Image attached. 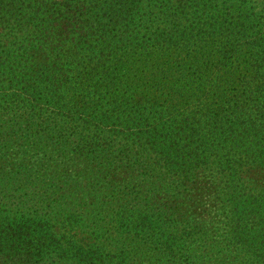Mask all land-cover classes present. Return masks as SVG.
<instances>
[{
	"label": "trees",
	"instance_id": "trees-1",
	"mask_svg": "<svg viewBox=\"0 0 264 264\" xmlns=\"http://www.w3.org/2000/svg\"><path fill=\"white\" fill-rule=\"evenodd\" d=\"M90 1L14 0L7 5L0 1L5 14L0 21L13 26L15 38H29V44L38 40V46H33L39 53L34 58L35 53L27 55L26 47L19 48L21 61L29 66L25 73L13 70L6 58L0 62V264H264V187L261 198H254L250 190L247 197L230 202L223 233L204 226L186 206L190 186L196 185L195 174L205 159L201 150L193 149L202 135L194 138L197 130L188 132L181 126L193 116L171 114L170 103H160L156 96L145 97L147 105H143L137 89L125 97L120 90L122 79L107 78L98 85V99L109 98L107 103L80 104L81 100L66 93L84 89L86 79L80 74L74 82L70 80L72 87L66 85L64 69L50 57L56 48L63 51L62 41L71 42L79 50L71 55L76 66L88 68V73L103 69L114 60L105 57L108 53L95 62L82 55L87 59L77 63L82 45L91 42L89 49L98 41L94 47L99 48L108 40L128 38L115 45L121 46L119 54L127 52L140 32L124 27L139 22L143 11L151 8L150 18L161 15L166 24L156 31L155 47L168 49L182 41L213 52L211 40L223 38L229 43L258 38L242 50L247 49L253 58L241 95L251 99L259 92L253 95L249 80L257 79L256 89L263 86L264 92V0ZM109 48L110 43L104 46ZM166 64L172 72L171 63ZM151 77L157 81L160 75ZM14 81L27 86L2 94V86L8 88ZM41 100L54 113L42 109ZM255 113L241 106L232 111L236 119L225 136L227 156L231 147H243L244 136L235 132L248 120L257 133H264V124L259 123L264 122V110L262 116ZM127 122L153 128L126 134L131 130ZM157 130L164 131L158 139L153 134ZM113 134L125 139L113 144ZM146 134V140L154 137L150 149L130 145L131 137L143 140ZM193 158L201 159L192 165ZM235 205L241 210L235 211Z\"/></svg>",
	"mask_w": 264,
	"mask_h": 264
},
{
	"label": "rangeland",
	"instance_id": "rangeland-1",
	"mask_svg": "<svg viewBox=\"0 0 264 264\" xmlns=\"http://www.w3.org/2000/svg\"><path fill=\"white\" fill-rule=\"evenodd\" d=\"M5 1L6 5L14 2V0ZM57 1L59 3L65 2V0H43V2H48L50 4H54ZM90 2H99V0H92ZM28 3L29 2H26V5ZM152 11L154 10L146 8L143 11L145 16H142L139 22L132 24L130 27H124L126 31L136 29L140 32L138 38L131 39L132 43L127 52L122 51V53L119 54L121 46L115 48V45H121L124 43L123 41H126L128 38L118 42H111L108 40L105 45L99 46V48L94 47L98 41H93L92 48L89 49L86 48L90 47L89 44L91 42L82 45L84 49L79 53L77 63L84 60L85 57L82 55L93 58L95 62L101 55H104L103 53H108L110 55L105 57H113L114 60L108 62L107 67L103 69L88 73V71H90L88 68L76 66V60L74 57H71V55L73 56L79 50L74 48L71 42L69 43L66 41L60 43L63 50L62 52H59V48H56V52L50 54L51 61L57 63L62 70L64 69V74L67 75L68 79L65 82L67 83L66 85L72 87V82L77 80L80 74L86 79L84 82V89L75 93L74 90L69 91V89L67 93L66 91H62L70 98L74 97L76 100H81L80 104L88 105V103L92 101L107 103L109 98L107 100L98 99L100 95V91H96L98 85L104 83V80L107 78L110 80L113 79L114 81L122 79L120 90L124 96L126 95L125 97L137 89L136 92L139 93V96L143 97V105H147L145 102L148 99L145 97L153 98V96H156V99L159 100L160 103L167 105L170 103L171 114L175 116L176 114H181L182 117L188 115L193 116V118L189 119L186 123L182 122V125L180 123H178V125L180 124L183 128L187 129L188 132H191V129L197 130L198 132H193L196 133L194 138L196 136L199 138L202 135L201 140H196L197 142L193 144V149L201 150L202 156H205V159L200 162L201 158H193L192 165L200 162L201 168L197 169V173L195 174L196 185L190 186L191 190L187 198L188 201L186 206L204 226L216 233H223L227 226V214L231 206L230 202L235 199L239 200L240 196H243L242 198L247 197L248 195L246 193L250 190H252L254 198H261V189L264 187V133H257V130L252 126L254 124H251V120H248V124L244 123L243 127H234L235 129L238 128L235 134L244 136L243 147L238 148L234 144L235 147H231L232 154L230 153L227 156L228 145L225 142L226 134L231 131L229 127L231 124L234 126V122L232 121L236 119V116L232 114L234 108L237 109L240 108V106L243 108L245 107L248 113L256 111L259 116H262L261 112L264 110L263 86L256 89V86L260 85L257 79L249 80L247 84H251L250 91L253 95L256 94V91L257 93L259 92V94L247 100L246 96H241L242 91L246 89L244 86L246 83L244 74L253 59L248 56L247 49L244 50L245 52H242V50L246 44L258 38H244L239 42H229L230 44L226 43L227 41L223 38L211 40L209 42H214L212 46L215 47L213 52H209V49L203 51L198 48V45L195 47V45L189 42L184 43L182 41L177 44L175 41L168 49V46L165 48L161 46V48L159 46L155 47L153 44L156 43L154 40L156 31L165 27L166 24L163 23L164 19L161 15L151 19L149 14ZM4 15L1 9L0 18L4 17ZM4 19L0 21V51H3L2 53L0 52V62H3L2 59L6 58L5 60H7L9 64L11 63L13 70L16 69L19 72L22 70V73L24 71H29L27 62H24V60L21 61L20 59L21 54H19V52L21 51L19 48L26 47L28 49L27 55L30 56L31 53H35L34 58H36V56H39V53L33 45L36 44L38 46V40H31L32 43L30 42L29 44V38H15V31L10 30L13 26H11L9 22L5 23ZM115 26L116 29L120 27L118 25ZM116 29L112 28L111 30L116 31ZM34 37H36V35H34ZM122 37L121 35L120 39ZM109 43L110 48L105 50L104 46H107ZM142 47L147 48V50L144 51L141 49ZM238 49H241L239 52H242V54H239ZM66 50L67 52H65ZM69 50H72V54L68 53ZM111 53L114 54L112 55ZM10 55L11 57L8 58ZM68 61L69 63L67 64ZM196 61L198 64H196ZM166 63H171L169 66L172 72L169 70ZM239 65H241V68H239ZM206 66L209 68L206 69ZM52 70H54V68H52ZM152 73L160 75L157 81L152 80ZM18 74L21 75V73ZM102 75L104 78H101ZM252 76L254 77V75ZM142 77L143 80H141ZM71 79L72 82L70 81ZM23 85L25 84H16L14 81L12 86H8V88L6 85L2 86L4 89L2 94H13L20 91L19 89H21ZM190 94H192V96H189ZM167 99L170 101H166ZM135 100L136 99L129 102L133 103ZM38 102L42 109L48 114L54 113L55 110L53 111V108L48 105L45 100ZM124 104H126V101H124ZM17 105L23 106L19 102H17ZM232 105L234 107H232ZM192 111H198V113H192ZM40 115L42 116L41 113ZM175 116H172V118H175ZM244 118L246 119L248 117ZM243 119L237 121H243ZM127 123L131 125L128 126L131 130L126 134L153 128L152 126H148L150 124L137 126L136 123L133 122ZM259 123L264 124L263 121ZM151 124L154 125L152 122ZM114 128L116 127L114 126ZM243 128L245 129L243 130ZM162 132L164 131L157 130L153 134H155L158 139L159 136L163 134ZM208 135L211 136L208 137ZM220 135L221 137H219ZM147 136V134L144 135L143 140H140V137H131L132 139L130 140H132V144L130 145L136 147L146 146L150 149L152 147L150 142L152 143L154 141V137H150L146 140ZM149 136L153 135L149 134ZM262 136V140L257 145V141H259V138ZM113 137H115V139ZM110 139L113 140L114 144L123 141L125 137L122 134H113ZM236 142L238 141H235V143ZM202 143L203 146H200ZM198 145L200 149L197 148ZM209 148H211L210 151L207 150ZM233 149H235V151ZM246 149L247 151L245 152L241 151ZM40 153L42 154V152ZM225 155L226 158L224 159L223 157ZM249 155V158L245 157ZM27 161H29V158L25 160V162ZM242 172L243 174H241ZM239 177H242L241 182L238 181ZM238 183H241L242 187H237ZM228 187H233V189H228ZM160 193L163 196H168L167 192L161 191ZM248 205H250V203H248ZM233 208L235 211L241 210L237 205Z\"/></svg>",
	"mask_w": 264,
	"mask_h": 264
}]
</instances>
